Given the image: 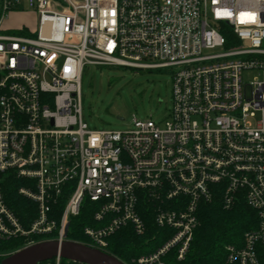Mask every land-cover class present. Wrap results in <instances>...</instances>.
Wrapping results in <instances>:
<instances>
[{
	"label": "built area",
	"instance_id": "2783aa9c",
	"mask_svg": "<svg viewBox=\"0 0 264 264\" xmlns=\"http://www.w3.org/2000/svg\"><path fill=\"white\" fill-rule=\"evenodd\" d=\"M12 14L34 27L4 26ZM89 67L169 69L167 120L90 129ZM6 180L33 206L27 230ZM213 205L255 218L220 264H264V0H0V241H69L84 209L82 244L109 254L129 229L142 253L123 264H179Z\"/></svg>",
	"mask_w": 264,
	"mask_h": 264
},
{
	"label": "rangeland",
	"instance_id": "374dc122",
	"mask_svg": "<svg viewBox=\"0 0 264 264\" xmlns=\"http://www.w3.org/2000/svg\"><path fill=\"white\" fill-rule=\"evenodd\" d=\"M20 25L33 28L32 15L12 14L4 23L10 28ZM255 76V72H243V84H249ZM170 97L169 69L89 67L81 79V118L90 129L97 130L126 131L138 119L150 118L156 124H163L169 113ZM85 242L88 243L86 238Z\"/></svg>",
	"mask_w": 264,
	"mask_h": 264
},
{
	"label": "trees",
	"instance_id": "16d2710c",
	"mask_svg": "<svg viewBox=\"0 0 264 264\" xmlns=\"http://www.w3.org/2000/svg\"><path fill=\"white\" fill-rule=\"evenodd\" d=\"M19 183L13 180L2 182L8 207L21 218L22 227L29 229L28 217L33 210L30 203L22 200L16 195V188ZM65 203V197L61 198L55 211L61 213ZM87 212L83 209L79 216L70 220L67 230V239L79 243H86L82 229L86 225ZM200 228L195 232L194 240L190 251L184 261L179 264H220L222 251L225 245L238 240L240 236L254 226V214L240 206L231 212H224L218 206H207L202 209L199 215ZM34 242L41 240L39 237H32ZM144 237H135L129 229H126L109 242L108 253L118 259L127 260L141 254V244ZM27 243L25 238H16L8 241H0V262L9 254L23 248ZM39 264H46L42 262ZM61 264H76L61 260Z\"/></svg>",
	"mask_w": 264,
	"mask_h": 264
},
{
	"label": "water",
	"instance_id": "95a60500",
	"mask_svg": "<svg viewBox=\"0 0 264 264\" xmlns=\"http://www.w3.org/2000/svg\"><path fill=\"white\" fill-rule=\"evenodd\" d=\"M78 264H123L114 256L75 241H42L23 247L0 264H39L55 258Z\"/></svg>",
	"mask_w": 264,
	"mask_h": 264
}]
</instances>
